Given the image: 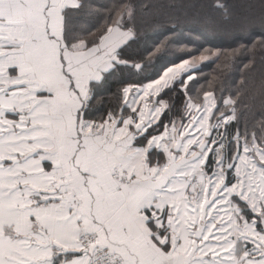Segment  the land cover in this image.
<instances>
[{
    "label": "snow or ice",
    "instance_id": "obj_1",
    "mask_svg": "<svg viewBox=\"0 0 264 264\" xmlns=\"http://www.w3.org/2000/svg\"><path fill=\"white\" fill-rule=\"evenodd\" d=\"M151 7L0 0V264H264V73L196 88ZM210 7L264 47V0Z\"/></svg>",
    "mask_w": 264,
    "mask_h": 264
},
{
    "label": "trees",
    "instance_id": "obj_2",
    "mask_svg": "<svg viewBox=\"0 0 264 264\" xmlns=\"http://www.w3.org/2000/svg\"><path fill=\"white\" fill-rule=\"evenodd\" d=\"M101 3L113 4L121 0H100ZM137 3H148L152 7L151 13L160 14L162 20H180L173 33H156L163 29L151 27L146 29V34L153 37L157 44L163 41L173 40L167 49L161 48L157 53L166 60L175 59L184 52H193V56L201 54L210 57L197 65L196 88L214 87L215 94L227 96L235 94V89L245 79L249 85L259 86L261 74L264 73V47L258 43L246 39L247 31L234 22H226L223 11H214L211 5L215 0H136ZM229 15H242L246 11V5L258 3L259 0H227ZM168 23L167 27H172ZM187 38L195 40V44L185 43ZM151 43V40L148 41ZM144 42L141 41L133 47V51L141 52ZM145 55H147L145 53ZM184 58H192L186 56ZM112 102L111 93L101 91L98 93L95 103L102 110Z\"/></svg>",
    "mask_w": 264,
    "mask_h": 264
},
{
    "label": "rangeland",
    "instance_id": "obj_3",
    "mask_svg": "<svg viewBox=\"0 0 264 264\" xmlns=\"http://www.w3.org/2000/svg\"><path fill=\"white\" fill-rule=\"evenodd\" d=\"M200 57H201V56H197V57H195V58H196V61H197V65H199L200 63H202V62H204V61H207V59L210 58V57H207V59L201 60ZM192 58H193V57H192ZM192 58H189V59H192Z\"/></svg>",
    "mask_w": 264,
    "mask_h": 264
}]
</instances>
